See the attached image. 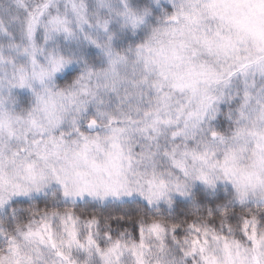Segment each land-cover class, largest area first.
Segmentation results:
<instances>
[{"label": "clouds", "instance_id": "clouds-1", "mask_svg": "<svg viewBox=\"0 0 264 264\" xmlns=\"http://www.w3.org/2000/svg\"><path fill=\"white\" fill-rule=\"evenodd\" d=\"M0 264H264V0H0Z\"/></svg>", "mask_w": 264, "mask_h": 264}]
</instances>
